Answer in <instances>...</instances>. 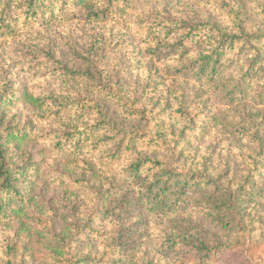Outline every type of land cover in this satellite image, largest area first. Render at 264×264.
<instances>
[{"label":"rangeland","instance_id":"obj_1","mask_svg":"<svg viewBox=\"0 0 264 264\" xmlns=\"http://www.w3.org/2000/svg\"><path fill=\"white\" fill-rule=\"evenodd\" d=\"M66 1L47 0L53 12H48L44 25L38 26L40 29L35 33H30L25 44L20 40L25 37L21 36L24 31L21 33L20 28L15 32L14 27L9 37L0 39V44L4 43L0 45V95H4L6 101L9 98L14 100V104L6 107L5 124L10 128L25 127L29 131L22 148L14 150L13 147L10 151L12 167L16 169L22 163L38 162L37 168L28 176L36 182L37 194L44 193L48 201L45 208L37 207L31 212V217H25L29 230L22 231L15 220L12 223L0 221V264H74V257L82 259L79 264H264V198L256 196L259 203H243L241 213L245 222L242 227L223 229L221 220L226 221L232 216L228 212L227 217L224 216V211L217 213L211 208L216 203L204 202L203 198L199 200L193 195L194 191L189 192V198L175 203L169 212L149 214L152 203H144L143 195L147 191L146 185L154 179V163L141 166L138 176L135 172L129 174V165L134 157L142 152L143 145L149 142L155 131L164 125L165 129L160 128L161 135L165 130L168 143L173 146L179 142L180 149L185 150L181 162L176 163L181 164L185 171L191 167L203 168L207 163L210 171L224 174L223 184L230 183L235 193H246L247 199L251 198L248 193L253 188L256 191L264 188V152L259 154L257 148L250 149L245 133L239 136L242 140H235L230 131H224L222 124L212 119L219 107L226 104L228 97L215 96L207 91L206 86L202 87V91L193 89L188 96L190 111L185 118L179 116L176 106L168 103V98L175 96L165 91L172 80L167 75L162 76V64L171 58L193 59L195 50L200 46L206 47L208 42L191 44V40H185L179 45L178 52L172 54L162 51L158 55L148 49L149 44L146 43L155 36L152 21L148 17L149 7H138L135 13L128 14V22L122 24L74 18V13L80 16V6L68 2V8ZM197 2L202 4L208 14H216L225 24L232 23L233 12L229 7L222 9L217 5L216 8L213 2L204 4L205 0ZM254 4L256 6L257 2ZM76 6H79L78 9ZM64 9L69 12L65 14L62 11ZM261 11L262 7L256 8V12L264 15V11ZM53 13L55 16H52ZM66 15H70L71 19L66 20ZM156 30H159L157 26ZM180 32L181 29L176 27H172L171 32L167 28L160 39L173 44L180 39ZM68 33L77 42L67 48V58L63 62L57 48L54 50L56 56L50 55L53 51L49 53L46 40L57 37L65 44ZM33 43L38 45V52L33 54V58H28L23 51H27ZM249 44L240 40L235 49H231L228 44L225 46L227 71L233 73L236 79L242 77L243 72L238 74L235 66L243 63L249 65L253 59L249 54ZM61 47L66 49L63 45ZM66 62L78 70H87L90 64L92 67L95 65L98 71L96 79L71 82L64 75ZM156 66L159 67V73ZM246 78L251 77L247 75ZM253 81L264 88L261 80ZM26 84L31 93H52L70 105L80 99L92 105L91 99L99 97L95 90L103 91L105 97H102L109 102L111 112L126 121L129 132H109L108 136H104L106 141L96 150L100 161L105 165H109L108 160L111 161L118 174L114 183L104 187L109 190L106 191L107 198L115 199L114 203H104L98 191L90 186L75 190L61 184L57 174L61 171V160L66 159V156L55 153L51 143L74 130L66 132L60 129L62 124L54 119L57 106L42 111L39 116L35 112V115L30 113L27 104L15 98ZM123 94H128L131 102L126 101L128 105L123 102L121 106L118 103ZM79 109L84 112V116L77 121V130L96 123H103L102 126L110 128L106 121H102L97 109L90 111L89 106ZM134 111L138 112L133 115ZM263 118L260 116L258 122L264 123ZM31 119L34 123L29 122ZM170 126L176 130H170ZM261 127L264 130V124ZM134 144L139 147L138 153L133 151ZM69 145L67 143V147ZM92 146L90 144L84 150V155L95 161L89 152ZM118 147L120 151L114 155ZM162 147L167 148L166 145ZM108 149L114 157H105ZM252 165V178L249 179L247 176ZM97 167L100 168V165L97 164ZM100 173L105 171L101 170ZM196 179H191V183ZM124 193L131 196L135 203H124ZM38 209L44 214L41 215ZM176 223H184L186 230L174 228L173 233L172 228ZM79 230L80 233L76 234ZM199 233L210 247L209 251L198 252L191 242L184 241H192V236ZM29 234L31 237H28ZM132 241H137L135 247L128 248L126 244ZM16 242L18 244L14 248ZM95 242L98 243L96 249L88 245ZM234 243L236 246L233 249L224 247ZM57 246L63 263L49 257ZM79 246H83V249L79 250ZM77 251L79 254L74 255ZM89 251L90 255H87Z\"/></svg>","mask_w":264,"mask_h":264},{"label":"trees","instance_id":"obj_2","mask_svg":"<svg viewBox=\"0 0 264 264\" xmlns=\"http://www.w3.org/2000/svg\"><path fill=\"white\" fill-rule=\"evenodd\" d=\"M68 2L80 6H78L80 9L76 6V9L80 10V16H78V13H74V18L81 17L91 21H113L122 24L128 22L130 18L128 14L135 13L138 7L143 9L149 7L148 17L152 21L155 36L146 43L149 44L147 48L152 52L176 53L179 51V45L185 40H191V44L208 42L206 47L200 46L195 50L193 59L191 57L171 58V60H167L166 63L162 64V76L167 75L172 80V83L166 86L165 91L175 96L174 98L169 97L168 103L170 106H176L179 116L185 118L190 111L188 96L193 89L199 88L202 91V87L206 86L207 91L213 95H222V98L228 97L226 104L222 103L225 105L219 107L218 111L212 115V119L218 124H222L224 131H230L235 140H242V137L239 136L245 133L249 141V148H257L259 154L264 152V130L261 129L264 123L258 122L260 116L264 117V88L253 81V79H259L263 82L261 84H264V75H262V73L264 74V15L256 12L257 7H262L264 11V0H205L204 4L213 2L216 4V8L217 5L222 9L229 7L230 11L233 12L232 23L230 24H225L219 20L216 14H208L197 0H67L65 3L69 8ZM255 2H257L256 6ZM50 11L53 12V9L47 4V0H0V39L6 36L9 37V33L15 27V32L18 28L22 30L21 33L24 31L22 37H26L28 34L26 38L24 37L25 39H20L21 43L23 41L22 44H25L30 33H35L40 29L38 26L44 25L43 21L46 20V16ZM62 11L65 14L69 12L67 9ZM52 16H55V13ZM65 18L66 20L71 19L70 15H66ZM156 26L159 29V34ZM172 27L181 29L180 39L173 44L160 39L163 31L169 28V32H171ZM66 37L67 42L65 44L60 42L57 37L53 39L49 37L46 40L49 53L53 51L50 55L55 57L56 52L54 50L57 48L63 62L67 58V48H71L77 42L69 33ZM240 40L251 43L249 44V54L253 56V59L249 65L243 63L235 66V71H238V74L243 72L242 77L236 79L233 77V73L227 71L229 67L225 62L227 59L225 46L228 44L231 49H235ZM28 41L32 42L31 39H28ZM61 45L65 46L66 49L64 50ZM37 47L38 45L33 43L23 53L28 58H33V54L38 52ZM159 60L163 61L161 58ZM152 64L156 65L154 61H152ZM156 68L157 73H159V67L156 66ZM63 70L64 75L71 82H77L81 79L82 81H90L93 78L96 79L98 73L97 67L95 65L92 67V64L87 67V70H78L70 67L67 63L64 65ZM247 75L251 78H246ZM95 92L99 94V97L91 99L93 100L92 105H88L85 101H82L83 99L76 100L70 105L67 101L61 100L58 96L55 97L52 93L51 95L31 93L28 84H26V86L21 87L15 98L18 101L20 98L22 103L27 104L30 113L35 112L37 116L42 111L57 106L58 111L54 119L62 124L63 128L60 127V129L66 132L74 130L62 136L60 140L51 143L52 150L55 153L66 156V159L61 160L59 165L61 171H58L57 174L61 184L67 188H75V190L90 186L98 191L104 203L106 201L114 203L115 199L107 198L106 191L109 190L104 187L107 184L114 183L118 174L114 171L111 161L108 160L109 165H105L100 161L96 150L106 141L104 136H108L109 132L122 131L127 133L129 131L126 129V121L117 117L113 111L111 112L109 102L102 97H105L103 91L95 90ZM126 101L131 102V97L128 94H123L118 104L122 106L124 102L128 105ZM9 104H14L13 98L6 101L4 95H0V221L12 223L15 220L20 224V229L24 231L30 229L27 227L25 217H31V212L37 207L40 209L45 208L48 201L44 193L37 194L36 182L28 176L33 169L37 168L38 162L22 163L16 169L12 167L10 151L13 147L14 150L22 148L29 131L25 127L23 129L10 128L5 124L7 119L6 107ZM87 106H89L90 111L97 109L100 112L102 121H106L110 128L102 126L103 123H96L94 126L77 130L79 128V122L77 121L84 116V112L79 107L85 108ZM137 112L134 111L132 114L134 115ZM29 122L34 123V120L31 119ZM161 127L166 128L164 125ZM160 128L155 131L149 142L143 145V149L140 150L141 153L137 151L139 150L137 144L132 145L133 151L138 154L129 165V174L132 175L135 172V175L138 176L141 166L149 162L154 163V179L146 185L147 191L143 195L145 198L144 203H152V207L148 209L149 214L169 212L175 203H181L184 199L189 198L191 196L189 192L194 191L193 195L199 200L203 198L202 201L204 202L216 203L211 208L217 213L224 211V216L227 217L226 212L232 216L231 219L226 221L221 220L223 229L233 230L236 226L242 227L245 222L241 213L243 203L251 201L259 203L260 200L256 199V196L264 198V188H258V191L253 188L251 193H248L251 198L247 199L245 197L246 193H235L230 183L223 184L224 174H215L214 171H210L207 163L204 164L203 168L191 167L185 171L181 164L176 165L177 162H181L185 150L180 149L179 142H176L173 146L169 144L166 131L164 130L161 135L160 131L162 130ZM169 129L176 130L171 126ZM67 143L70 144L69 147H67ZM90 144H93V149H90L89 152L95 158V161L86 158L84 155V150ZM163 145H166L167 148L162 147ZM102 148H105V146ZM119 151L120 147L113 154L116 155ZM113 154L108 149L105 157H114ZM254 158L256 159L257 156H254ZM255 161H253V164ZM97 164L100 165V168L97 167ZM253 168L254 166L249 169L250 172L247 176L249 179L252 176ZM101 170H104L105 173H100ZM175 176L180 178H174ZM196 177V181L191 183V179ZM255 182L258 185L257 181ZM197 191L199 193H196ZM73 193H77V191ZM207 195H210V197ZM122 199L125 200L124 203H135L131 196H127L125 193L122 195ZM40 209H38L39 213L43 215L44 213ZM50 223L53 224V222ZM174 228L184 231L186 225L176 223L172 228L173 233H175ZM79 233L80 230L76 232V234ZM54 235L56 236V234ZM28 237H31V235L29 234ZM192 239V241L191 239H184V241L191 242L198 252L209 251L210 247L200 233L192 236ZM136 242L132 241L126 246L128 248L135 247ZM17 244L18 242H16L14 248ZM88 245L95 249L98 248L96 242ZM235 246V243L234 245H224L225 248L230 247L232 249ZM82 249L83 246H79V250ZM90 252L87 255H90ZM77 254H79V251L74 255ZM59 255L62 256L57 246L54 247L49 257H54L55 262L59 260L63 263L64 260ZM87 258L88 256L85 257V259ZM73 259L74 264L82 262V259L78 257Z\"/></svg>","mask_w":264,"mask_h":264}]
</instances>
